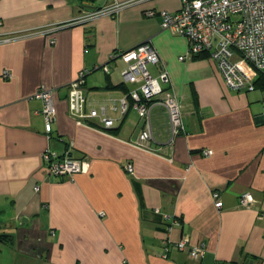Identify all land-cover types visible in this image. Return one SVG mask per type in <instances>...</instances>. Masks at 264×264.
I'll use <instances>...</instances> for the list:
<instances>
[{
  "label": "crops",
  "instance_id": "1",
  "mask_svg": "<svg viewBox=\"0 0 264 264\" xmlns=\"http://www.w3.org/2000/svg\"><path fill=\"white\" fill-rule=\"evenodd\" d=\"M124 1L0 0V33H27L0 44V264H264L263 77L255 73L256 89L237 91L209 55L181 60L187 38L146 11H178L182 0H135L116 15L75 22ZM51 25L62 27L32 33ZM146 40L170 73L185 125L171 140L168 115L152 106L156 153L133 145L143 120L133 105L123 114L120 99L139 84L125 83V62L111 58ZM82 71L88 106L105 107L112 129L70 117L67 94ZM43 85L55 91L51 137L34 96ZM46 149L86 157L89 170L53 179ZM245 192L254 204L243 208ZM165 215L181 221L171 233ZM183 236L204 241L206 254L197 260L176 248Z\"/></svg>",
  "mask_w": 264,
  "mask_h": 264
},
{
  "label": "built area",
  "instance_id": "2",
  "mask_svg": "<svg viewBox=\"0 0 264 264\" xmlns=\"http://www.w3.org/2000/svg\"><path fill=\"white\" fill-rule=\"evenodd\" d=\"M135 0L117 2L108 6L98 7L94 10H86L75 22L94 21L97 18L116 15L121 9L131 6ZM147 16L159 15L161 26L164 30L169 29L172 33L185 36L189 48L186 55L180 59H190L196 55L207 53L216 62L227 87L234 90L251 91L256 89V74L242 65L247 62L252 64L258 75L264 76V0H182L178 11L170 10H147ZM1 25V20H0ZM62 26L51 25L40 30L32 31L33 34H49ZM17 35L0 33V44L15 40ZM55 42L53 37L51 43ZM123 59L122 78L125 83L139 84L135 90H129L120 99L122 113L130 107L137 110L143 120V129L133 145L146 151L156 153L151 145L152 127L150 121V110L154 105H160L168 115L171 140L185 130L184 114H182V103L175 91L171 89L172 79L157 48L150 40H146L133 47V49L111 54V58ZM158 66L160 73L155 76L149 66ZM100 67L96 66L95 69ZM104 71L110 72V66L104 65ZM5 76H11L7 71ZM87 72L82 71L75 81L71 83L68 91V107L70 117L77 123L84 125L103 126L112 129L115 120L106 115V108L98 110L88 106V95L85 91V77ZM54 90L42 86L35 97L42 101V116L45 119V130L51 137L56 121L57 106H55ZM264 110V101H263ZM42 155L47 167V174L51 178H73V175L89 170L90 164L86 157L77 158L69 150L63 154L55 153L46 149ZM205 156L211 155L212 150L203 151ZM125 171L133 173L132 164L125 166ZM36 190L40 188L35 187ZM214 204L218 209L223 207L221 193L212 192ZM254 202L252 193L245 192L239 198L241 207H250ZM157 211H159L157 209ZM264 215V213L262 214ZM165 219H172V224L167 228L171 233L181 221L169 215ZM167 243H171L169 238ZM181 251H187L194 259L199 260L206 254L204 241L192 245L189 238L183 236L175 244ZM167 257V255H163Z\"/></svg>",
  "mask_w": 264,
  "mask_h": 264
},
{
  "label": "rangeland",
  "instance_id": "3",
  "mask_svg": "<svg viewBox=\"0 0 264 264\" xmlns=\"http://www.w3.org/2000/svg\"><path fill=\"white\" fill-rule=\"evenodd\" d=\"M242 65H244V67L246 68V69H248L249 71L251 70V71H253L254 73H256L257 74V71H256V69L254 68V66L252 65V64H249V63H247V62H245V63H243ZM130 85H134V84H130ZM135 86V85H134Z\"/></svg>",
  "mask_w": 264,
  "mask_h": 264
},
{
  "label": "trees",
  "instance_id": "4",
  "mask_svg": "<svg viewBox=\"0 0 264 264\" xmlns=\"http://www.w3.org/2000/svg\"><path fill=\"white\" fill-rule=\"evenodd\" d=\"M204 55H209L207 53H203V54H199V55H196L194 56L193 58L196 59V58H199V57H203ZM263 79H264V76L262 75Z\"/></svg>",
  "mask_w": 264,
  "mask_h": 264
}]
</instances>
